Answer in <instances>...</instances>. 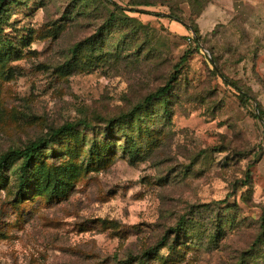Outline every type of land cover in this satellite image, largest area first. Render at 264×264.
I'll return each instance as SVG.
<instances>
[{"label": "rangeland", "instance_id": "1", "mask_svg": "<svg viewBox=\"0 0 264 264\" xmlns=\"http://www.w3.org/2000/svg\"><path fill=\"white\" fill-rule=\"evenodd\" d=\"M190 1L4 0L0 157L92 125L0 172V264H264V4Z\"/></svg>", "mask_w": 264, "mask_h": 264}, {"label": "trees", "instance_id": "2", "mask_svg": "<svg viewBox=\"0 0 264 264\" xmlns=\"http://www.w3.org/2000/svg\"><path fill=\"white\" fill-rule=\"evenodd\" d=\"M187 1L191 3L190 0H187ZM3 2L4 0H0V13L4 11ZM209 2L210 1H207L205 4H208ZM112 3L117 6L116 3L114 2ZM136 4L152 5L153 3L149 1H145V2L139 1ZM189 29L194 33L193 35L194 40L199 42V29L195 26L194 27L190 26ZM0 45H1V42H0ZM170 88H171L170 83H168L165 86H162L154 94H151L150 96H148L146 98V102L148 104H153L155 101H161L162 99H164V97H166ZM165 112L166 114L169 113L167 106L165 107ZM255 116L264 120V110L259 109V113L255 114ZM128 121L129 119H126L125 122L118 121V124L122 125V123H126ZM80 125H83L84 127H91L92 124L87 121L68 122L64 124L63 126L59 127L58 129L54 130L49 139L45 137L39 138L38 140L31 142L29 145L25 146L24 148L13 150L10 154L1 156L0 157V172H2V170L7 165L10 164L11 159H12L11 156L15 155L17 156V158H20L22 160V164L20 167L22 169L21 181L22 183H24L25 179L28 178L30 171L34 169L35 163L40 159L41 150L47 145H50L51 140H53L55 137H59L69 132H74L77 129V127ZM114 126L115 125L114 124L112 125L110 121H107L105 127H106V130L114 131ZM263 219H264V215H263ZM156 250H158V247L149 248L144 252V255L147 256L148 254H152Z\"/></svg>", "mask_w": 264, "mask_h": 264}, {"label": "crops", "instance_id": "3", "mask_svg": "<svg viewBox=\"0 0 264 264\" xmlns=\"http://www.w3.org/2000/svg\"><path fill=\"white\" fill-rule=\"evenodd\" d=\"M210 4H226L229 9L238 11L243 4H264V0H213Z\"/></svg>", "mask_w": 264, "mask_h": 264}]
</instances>
